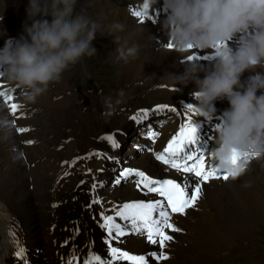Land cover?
<instances>
[{
  "label": "bare ground",
  "instance_id": "6f19581e",
  "mask_svg": "<svg viewBox=\"0 0 264 264\" xmlns=\"http://www.w3.org/2000/svg\"><path fill=\"white\" fill-rule=\"evenodd\" d=\"M19 1L20 0H0V15L3 17L0 21V50H3L7 43L14 42L16 35H19V38L25 35L24 24L30 23L27 15L29 0L21 7V11L20 7L17 6ZM143 1L144 0L134 2L130 6L133 13L135 11H141L140 4ZM96 2L100 4L99 15L96 17L90 16L102 26V30L97 32L96 38L106 41L105 39H109L110 37L112 40L109 45L112 46L115 56L117 55L116 57H118V47L127 48L133 45L139 46V52L135 58L130 57L127 62L120 58L118 60L117 58V62L120 64L119 67L123 71V77L120 78L122 86L129 82H133L136 78H138L137 81H140L143 79L142 77L144 75L149 73L153 75V72H156L157 74L155 75L160 76L166 81H168L165 79L167 74L179 75L183 73L181 62L182 60H186L187 55L190 53L181 56L174 50H169L167 52L163 51L164 46L170 44L171 41L168 33L163 29L162 24L155 23L153 26H149L147 22L150 21L147 19H145L144 23H141L139 17H129L125 10L126 5L129 3L127 0H96ZM166 3L167 0H158V3L149 10L155 14V22L166 19L168 8L166 6L164 7ZM12 15L16 18L14 24ZM116 23L124 25L123 31L112 30L111 26ZM117 37L119 38V43L116 42ZM201 62L204 66H207L210 61ZM70 75L71 73L65 72L61 82L54 83L49 87L51 90L54 88L57 90V94L59 98L63 99V102H53L51 94L50 101L52 103H48V98L44 97L41 99V97H39L38 99L41 100V103L49 108L54 107L53 111L65 113L68 106L72 104L70 97H67L65 94L69 85L66 86L64 84V80L69 79ZM249 75H251V73L246 72L242 80H246ZM200 76L203 78V73H201ZM0 81L3 83V87H0V91H4L10 95L11 90L7 86L10 85L8 81L4 77H2ZM189 86H194L195 88L193 83H189L186 87ZM13 90L16 96L11 102H16L21 106L18 110V116H12L8 106L2 102L3 97H0V120L7 118L14 121L17 127L22 126L28 128L31 127L29 124L34 126V123H37V119L35 120L33 116L27 119L32 115V108L30 109L27 107V104L30 102L25 99L26 94H23L24 90L19 88H14ZM64 99H67L68 103L65 102ZM189 105L194 104L188 99H182L174 103V108L177 109L176 112L169 111L168 109L170 108L165 107H161L162 110L159 112L154 111L155 108L152 107H149L147 110L150 113L149 116H152L154 119L159 118L158 123L160 131L162 134H165L170 130H175L176 126L184 120L191 119L196 122L208 119L205 116L199 115L196 111L188 112L187 106ZM215 107L216 113L221 114L228 110L230 105L225 99L216 101ZM58 113L51 112L50 114H46L48 125L45 128L47 129L46 131H49L47 137L50 134L54 136V139L46 140V147L40 145V143L33 146H31V143H27V141H32V138L34 139L33 129L29 132L22 133V137L20 138L13 128H9L7 134L0 132V212L7 211V213H10L13 220L17 219L16 224L12 220V229L15 228L18 230L20 235L26 239V241H23V246L28 251L31 247L37 248L43 240H56L63 234L61 227L70 220V218L67 217L66 210L71 204H73L74 207L72 211L80 215L79 218L82 220V223L64 235V239L74 238L71 242L73 247L70 245L67 250L68 252L80 250V247L91 242L94 236L98 238L103 234L100 226V217H95L90 221L86 214L89 208L82 205L83 201H88L90 199V197L86 195L85 190L78 189L76 192V200L74 202L69 201L68 206L59 209H55L53 206L54 198L59 190V185H57L56 182L64 169V167L61 166V162L73 153L75 150L74 148L86 150L90 145H97L93 142H89L88 138L85 136L73 145L72 148L69 146L61 151H57L56 147L59 145L58 142L62 137V126L60 125V121L63 118L62 115ZM24 115H26V118ZM136 116L141 119V112L138 111ZM140 119L138 121L131 120L127 125L122 127L118 133H115V139L117 141L122 140L123 133L126 129L136 122H139ZM136 134H134L132 138H127L128 143H132L133 139L137 138L138 135L135 137ZM145 134L147 133L145 132ZM103 136H106V134L103 133ZM24 141L25 147L20 144ZM161 142L162 139L159 141V144ZM213 143L214 141L211 140V148L209 150L211 159H213L212 153L214 152ZM102 144L106 149L112 151L117 150V152H119L118 155H122L124 146L122 148H113L106 140H103ZM48 146H53V150L50 151ZM135 146V144L129 146L125 155L134 156V164L144 169H158L160 172L162 167L158 166L155 161L150 159L151 153L144 149L138 150ZM16 148H21L23 150H14ZM18 153L19 155H17ZM26 158L28 163H25ZM34 162H36V166L32 168L31 164ZM36 169L39 170L38 173ZM250 169L252 172H247L239 180H228L227 182L219 183L210 182L209 186L204 188L203 192L205 194L204 199L201 201V206H205L210 210L209 212L202 213L205 222L204 225L209 221L214 223L210 238L201 246L199 239L201 240L202 236L192 239V237L189 236L190 234L179 235L176 239V244L172 245L173 256L164 264H210L212 257L216 256L214 258L215 260L223 249V251H225L237 246L234 241L241 239L244 234L247 233L248 229L252 228L249 224L250 222L245 219V216L254 211L264 210V158L252 162L249 165V170ZM38 177L47 180L46 185L43 186V192H40L42 194L40 196L42 199L41 205L35 202L31 191L27 188L29 179L33 178L34 182L37 183ZM30 181L32 180L30 179ZM246 183L250 186L245 187L244 185ZM134 192L137 193L134 184L131 183L130 187H122L120 190H116L114 196L129 198L135 194ZM93 210L96 211V206H93ZM63 212L64 216L62 214ZM240 212H242V216ZM195 214L196 212H191L190 215ZM178 217H180V215L172 218L173 223L179 229L178 232L186 233L179 225L177 220ZM55 223H57V226L54 232H52L51 229L46 230L47 227L49 228ZM182 225H186L185 221L182 222ZM189 237L192 239L190 241L191 246L184 247L183 244L188 242ZM3 239L4 237L0 235V247H2ZM129 243L133 246L143 245L142 240L133 237H130ZM47 246L51 247L54 251L59 250L61 252L60 247L55 242H49ZM197 247H199V249ZM179 249L182 250L183 253L179 254L177 258V251ZM0 255H2V251H0ZM11 255L12 253L10 252L4 259V264L14 263L15 258H12ZM36 261H39L37 264L53 263L52 259L48 257H43ZM61 264H66V260L61 261Z\"/></svg>",
  "mask_w": 264,
  "mask_h": 264
},
{
  "label": "clouds",
  "instance_id": "9594fccd",
  "mask_svg": "<svg viewBox=\"0 0 264 264\" xmlns=\"http://www.w3.org/2000/svg\"><path fill=\"white\" fill-rule=\"evenodd\" d=\"M77 3L29 0L30 24L24 26L25 35L0 50V73L11 86L24 90L30 103L61 82L63 74L84 57L97 53L93 42L102 26L86 12H77ZM157 3L148 0V7ZM167 4L162 25L172 48L168 44L163 51L174 50L183 56L192 50L211 49L214 56L207 66L201 59L182 60L183 73H170L165 79L174 88L193 83L195 90L190 95L197 103L190 106L206 118L215 116L216 101H228L230 108L217 128L212 157L221 162L231 180H239L253 160L264 158V0H167ZM111 28L123 31L124 25L116 23ZM234 40L239 41L235 48L229 46ZM138 52V45L117 49L118 58L125 62ZM246 72L251 75L242 80ZM104 104L103 115L111 116L115 110L111 98ZM12 220L10 213L0 212V235L4 237L0 264L15 252L8 235Z\"/></svg>",
  "mask_w": 264,
  "mask_h": 264
},
{
  "label": "snow or ice",
  "instance_id": "6c2138e0",
  "mask_svg": "<svg viewBox=\"0 0 264 264\" xmlns=\"http://www.w3.org/2000/svg\"><path fill=\"white\" fill-rule=\"evenodd\" d=\"M145 10L148 9V4H144ZM134 16L140 18V22L144 23V16L140 11H135ZM169 49L172 46L168 45ZM201 56L191 55L186 59H200ZM3 87V85H0ZM0 97H3V103L8 106L13 117L18 116V110L20 105L16 102H11L13 97L4 91H0ZM166 107V106H165ZM162 108H156L154 111L159 112ZM169 111L176 112L177 109L170 108ZM188 112L196 111L190 105L187 106ZM143 118H148L150 113L148 110H141ZM134 121H138L140 117L133 116L131 118ZM13 128L18 133H24L29 131L27 127H17L14 121L7 118L0 120V132L7 134V130ZM151 138L155 140L157 133L152 132ZM198 138V127L193 124L189 119L187 123H182L180 130L164 148L163 152L156 155V159L162 161L164 164L170 165L171 168H175L178 171L187 173H193L195 179L189 177L184 178L181 182H177L174 179L157 180L149 178L142 171H130L122 169L118 174V178L115 180L116 184L121 182V179H126L129 176H135L136 185L139 187L143 185L146 189V193H156L161 200H154L149 202L135 201L130 203H124L119 206L115 211V216L102 215L101 227L106 231L108 240L106 243L110 249V260L102 259L101 256L96 254L88 255L83 264H115L117 260L128 261L129 264H148V258L146 255L130 254L128 251H123L117 247H112L111 242L113 239L119 241L120 237L132 234L143 236L146 241L152 245H158L157 251L151 252L150 255L156 261H165L169 259L168 254L164 251L167 247V242L173 240V236L166 230L171 232H177L179 229L175 226L172 220V214L185 215L186 210L195 207L197 200L202 194V186L211 179H223L229 180L228 173L224 170L223 166L205 167L203 154L200 153L199 157H195L193 152L189 151V148L196 144ZM102 140L108 141L113 148H118L119 143L112 135H106L101 137ZM32 143V141H27ZM186 149L188 151H186ZM19 155V153L17 154ZM96 155H99L98 153ZM188 161H194L192 164H188ZM235 162V161H233ZM75 163V162H73ZM189 181H191L189 183ZM96 185H93L95 188ZM94 203H101L98 198H94ZM155 213V218L153 214ZM116 217L125 223L121 225L116 222ZM9 235L12 238V242L15 246V252L13 256L17 262L23 261V264H29L27 258V252L20 239L16 236L15 228H13ZM66 264H79L77 255L75 252L66 260Z\"/></svg>",
  "mask_w": 264,
  "mask_h": 264
},
{
  "label": "rangeland",
  "instance_id": "374dc122",
  "mask_svg": "<svg viewBox=\"0 0 264 264\" xmlns=\"http://www.w3.org/2000/svg\"><path fill=\"white\" fill-rule=\"evenodd\" d=\"M128 1L132 2L133 0ZM99 6L100 4L97 3L96 0H78L76 10L77 12H86L89 17L91 15L96 17L99 15ZM105 40L106 41L96 38L93 42V46L97 49V53L92 57H84L76 66L67 71L71 73V70L75 69L74 74L71 73L70 78L64 80V84L66 86L69 85V88H67V92L65 94L72 100V104L68 106V109L65 113H58L57 111H53L54 107H47L45 104L41 103V100L39 99L36 103L29 104L30 109L32 108L31 110H33L35 113V120L37 119V123H34L35 125H38L37 127H35V132L38 134L37 144L40 143V145H44L46 147V140H52L50 138L53 137V135L50 134L47 137L49 131H46L47 129L45 128L48 125V118L46 114H50L51 112H56L62 115L63 118L60 121V125L63 127L62 141L66 142L65 146H69L70 144L76 143L81 138L85 137L86 133L95 136L104 129L110 131L112 129L120 128L127 121V114L129 112H132L136 107L149 106L158 101H174L181 96H173V94H171L170 92L159 89L158 86H155L154 83L156 81H159V79L161 78L160 76L155 75L157 74L156 72H153V75H147V77L143 81L135 82V80L137 81L138 79L136 78L135 80H133V82H129L130 84L127 83L128 85H120V78L123 77V71L119 67V62H117V55L115 56L112 46L109 45L112 39L109 37V39L107 38ZM161 80L163 81L164 79ZM168 85H170V83ZM71 87L73 88V90L71 89ZM70 90L72 91L70 92ZM190 90L191 89L185 90V93L189 92ZM51 94L53 102H63V99L59 98L57 90L55 88L53 90L49 88V90L41 96V99L44 97L48 98V103H52L50 101ZM109 97L112 100L113 106L115 104L114 102H117L122 107H120L119 111L118 109L114 108L115 110L113 114L111 116L105 117L103 115V113L106 111L104 100ZM117 100L120 102H118ZM64 101L68 103L67 99H64ZM126 109L128 111L127 113H124V110ZM30 117H32V115H30L27 119H29ZM29 126L33 127L32 124H29ZM86 126L87 129H85ZM137 135L138 134H136L135 137ZM18 137L20 138L22 136ZM68 139H73V141L69 142ZM136 141L137 138L133 139L132 143H128L127 141V144L122 150V156L129 157L125 155V152L129 149L130 144H139ZM49 147L50 146H48V148ZM57 150L61 149H59L58 147ZM76 153L77 152H75V154ZM36 171L38 173L39 170L36 169ZM248 172L251 173L252 170L250 169ZM30 179L32 181H30ZM30 179L28 181L29 183L27 185V188L29 190L30 184L36 185L35 190L34 185L30 186L32 188L31 190H34L31 193L33 198L40 202V196L42 195L41 193L44 190L43 186L46 185L47 180L38 177V182L35 183L33 178ZM77 183L78 180L76 178L71 179V181L67 183V187H69L70 189H74ZM240 215H243L242 212H240ZM245 219L250 222L249 224L251 225L252 229H248L247 233H245L242 237L243 239L235 240V243H239L243 251H248L249 246H245V243L253 237H255L256 239L260 237V245L255 246V244H253V246L255 247L250 250V252H252L255 257H259V253L261 252L260 248L262 247V244L264 245V210L254 211L249 215H246ZM257 220L259 221V227L256 225ZM207 223L208 227L202 228L205 229L202 230V234H204H200L202 236L201 240L199 239L201 246L207 242L208 238H210L211 231L214 227L213 222L209 221ZM205 226L206 225H203V227ZM196 231L195 233H197ZM189 234L193 236V233H191L190 230ZM245 236L247 237L244 238ZM40 244H42V242ZM197 248L199 249V247ZM179 253L182 254L183 252L179 250ZM215 257L216 256L212 257L210 264H212ZM233 257L234 256L232 254L228 257H225L222 253L216 258L215 264H217L219 261H224L225 258H228L227 261L230 264L239 263L240 260H233ZM261 259H264V246L262 248Z\"/></svg>",
  "mask_w": 264,
  "mask_h": 264
}]
</instances>
